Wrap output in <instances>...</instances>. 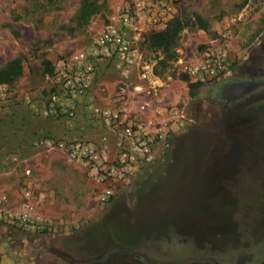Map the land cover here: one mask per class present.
I'll use <instances>...</instances> for the list:
<instances>
[{
    "label": "rangeland",
    "instance_id": "obj_1",
    "mask_svg": "<svg viewBox=\"0 0 264 264\" xmlns=\"http://www.w3.org/2000/svg\"><path fill=\"white\" fill-rule=\"evenodd\" d=\"M83 1L0 0V68L18 57L24 67L0 100V264H264V0H180L167 24L137 21L149 84L142 66L101 65L92 88L100 103L133 98L134 107L149 102L150 115L179 109L187 123L105 203L85 165L42 143L99 136L100 122L81 111L69 130L34 109L52 86L44 63L60 69L133 8L91 0L97 11L80 25ZM174 19L185 27L164 62L147 36ZM214 60L228 64L223 75L190 74ZM230 79L232 92L217 87ZM196 82L205 85L191 97Z\"/></svg>",
    "mask_w": 264,
    "mask_h": 264
},
{
    "label": "built area",
    "instance_id": "obj_2",
    "mask_svg": "<svg viewBox=\"0 0 264 264\" xmlns=\"http://www.w3.org/2000/svg\"><path fill=\"white\" fill-rule=\"evenodd\" d=\"M179 1L133 0V8L125 10L116 24L103 30L86 48L69 56L49 77L52 86L48 90L47 104L42 110L40 106L34 107L36 114L60 117L69 130L75 128L81 111L100 122L103 132L99 136L52 137L42 143L60 151L69 162L85 165L88 174L101 187L104 203L161 145L167 143L171 131L183 129L187 123L185 113L179 109L166 114L157 111L153 113L155 115L148 114L145 110L149 108V102L141 104L140 109L136 107L135 112L128 104L99 103L93 96L91 98L93 84L101 65L106 62L122 71L142 66L139 78L149 84L152 73L131 33L140 19L155 29L167 24L175 16ZM227 69L228 64L214 60L192 64L189 72L197 80H211L223 75ZM121 92L126 94L127 89L121 87ZM8 93L9 86L0 84V100Z\"/></svg>",
    "mask_w": 264,
    "mask_h": 264
},
{
    "label": "trees",
    "instance_id": "obj_3",
    "mask_svg": "<svg viewBox=\"0 0 264 264\" xmlns=\"http://www.w3.org/2000/svg\"><path fill=\"white\" fill-rule=\"evenodd\" d=\"M247 1V0H245ZM97 11V4L91 0H84L77 14V21L80 25L85 24L90 16ZM195 24L203 30H208L209 22L201 16H196ZM185 25L180 20H172L167 28L161 31L151 32L147 36V44L151 49L161 51L164 54V62L171 60L175 56V48L180 40L181 32ZM166 59V60H165ZM46 75L52 76L55 69L51 62L44 63ZM24 72L23 61L21 58H15L0 68V84L11 85L17 81ZM205 84L202 82L190 83L189 91L191 97L198 95V90ZM47 94V91H45Z\"/></svg>",
    "mask_w": 264,
    "mask_h": 264
},
{
    "label": "crops",
    "instance_id": "obj_4",
    "mask_svg": "<svg viewBox=\"0 0 264 264\" xmlns=\"http://www.w3.org/2000/svg\"><path fill=\"white\" fill-rule=\"evenodd\" d=\"M141 21H144V20H141ZM49 77H50V75H46V78L47 79H49ZM92 96H93V98H95V96L93 95V92H91V98H92ZM115 98H114V96H113V98L111 99V100H114ZM95 100L97 101V102H99L96 98H95ZM134 101V99L133 98H131L130 99V104H131V106L129 105V107H130V109L132 110V111H134L135 112V110H136V106L134 107V105H135V102H133ZM111 102V101H110ZM100 103V102H99ZM103 104H111V103H109V102H103ZM44 107V105L42 104L41 106H40V108H41V110H42V108ZM139 106H137V109H140V108H138ZM154 109H156L155 111H158L157 110V108H154ZM159 109V108H158ZM145 111H147L148 112V108L145 110ZM160 111H162L161 109H160ZM132 113V112H131ZM156 114V113H155ZM154 114V115H155ZM158 115V114H157ZM160 115H158V117H159ZM49 151H51V150H49ZM62 154V153H61ZM63 155V154H62ZM64 156V155H63Z\"/></svg>",
    "mask_w": 264,
    "mask_h": 264
},
{
    "label": "flooded vegetation",
    "instance_id": "obj_5",
    "mask_svg": "<svg viewBox=\"0 0 264 264\" xmlns=\"http://www.w3.org/2000/svg\"><path fill=\"white\" fill-rule=\"evenodd\" d=\"M234 83H237V81H235V80H233V79H230V80H227V81L222 82L221 84H218L217 87L219 88V87H221V86H222V87H226V86H228L229 89H230V91L232 92V91H233V88H234L232 85H233Z\"/></svg>",
    "mask_w": 264,
    "mask_h": 264
}]
</instances>
